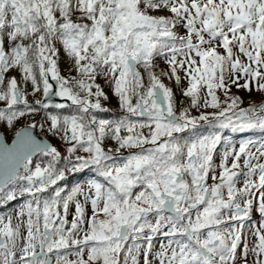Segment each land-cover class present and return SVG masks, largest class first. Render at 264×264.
Here are the masks:
<instances>
[{
  "label": "snow or ice",
  "instance_id": "obj_1",
  "mask_svg": "<svg viewBox=\"0 0 264 264\" xmlns=\"http://www.w3.org/2000/svg\"><path fill=\"white\" fill-rule=\"evenodd\" d=\"M56 41L79 79L59 74ZM158 57L167 64L159 75ZM180 72L190 107L214 111L177 114L161 76L179 85ZM97 77L111 86L123 118L96 115L108 111ZM29 85L41 99L29 103ZM232 86L264 93V0H0V124L12 129L41 116L65 145L62 155L36 139L39 122L15 131L10 145L0 135V207L24 201L15 224L0 215V264H141V257L143 264H237L238 251L240 264H264V142L237 150L220 134L195 135L201 121L264 132V100L241 107ZM52 95L70 101L56 108L75 106L76 114L42 115ZM189 130L194 138L183 143L175 135ZM106 138L116 152H139L117 162ZM85 171L95 176L71 190L62 185ZM254 207L261 221L245 230ZM246 232L256 238L251 246Z\"/></svg>",
  "mask_w": 264,
  "mask_h": 264
},
{
  "label": "rangeland",
  "instance_id": "obj_2",
  "mask_svg": "<svg viewBox=\"0 0 264 264\" xmlns=\"http://www.w3.org/2000/svg\"><path fill=\"white\" fill-rule=\"evenodd\" d=\"M159 14L160 15H164L165 13H159ZM177 32H178V35H181V36L185 35V30L183 28H179L177 30ZM159 60L163 63L162 69L163 70H167V64L165 63V61L163 59H161V58ZM138 70L140 71L141 75L143 76L142 68H139ZM159 74H160V72L158 73V75ZM179 75L181 77V82H180L179 85L174 80H169L168 78L161 76V79H162L163 83L167 87L172 89V91L174 93V101H173V103H174L175 111L177 112V114H179L183 109L187 108V109H189L191 114H195L194 112H201V110H197L195 108H191L189 106V104L191 103L190 98L182 95L181 89L182 88H187L188 84H187V81L184 80V73L180 72ZM241 83H243V81H241ZM231 89H232V91H231L232 94L240 96L245 103L247 102V105H246L247 107L250 105V102H255V103L258 104L262 100H264V93H261V92L255 91V90H253L251 93H249L248 91H245L243 89H238L235 86H232ZM217 91H219V90H217ZM28 93H29V95L27 96V99H28L29 103H32L34 99H41L42 98V96L40 97L39 94H36L35 96L31 95V85L28 86ZM132 102H133V104L136 103L135 97L133 98ZM101 103L104 105L103 107H106V109H108V110H110L108 108V107H110L114 112L112 114H110V115L108 114L109 115L108 118L106 117L107 114L105 112H102V113L101 112H97L96 115L98 116V118H104V119H109V120L115 121V120L123 118L126 115L124 110L119 107L118 98L115 95H113V94H112V98H108L107 100H103L102 99ZM183 106H185V107L183 108ZM52 107H54V106H52ZM67 110H68L69 116H70L72 113L70 112L69 109H67ZM202 110H204V108ZM46 111H47V113L48 112H52V110H49V109L46 110ZM52 114L59 115V113H57V112H53ZM196 114L200 115V113H196ZM140 118L145 119L147 117H140ZM39 119H40V116L24 118V119L21 120V121L25 120L23 122V124L15 123V129L14 130L18 131L21 128L25 127L26 125L30 124V123L39 122ZM135 120H137V118ZM142 121H144V120H142ZM204 123L205 122L201 121L200 125H202ZM36 129H38L39 132H41L47 139L50 140L52 146H56L59 149V151L65 150V145L62 142L55 141L56 138L54 140H52L51 137H49L45 132H43L39 126H37ZM218 130H219L218 132H214V133L220 134L225 139H230L231 143L237 148V150H238V148H239V146L241 144H243L244 142H246L248 140H252V141H256V142H264V140L262 138V135L260 134L258 136L257 131L259 132V129L255 130L256 133H253V130H248V131H245V132H236V133H233L230 129H218ZM9 132H11V131H9V129H7V127H5L4 125L0 124V133H2L5 136L8 144H10L12 142L13 138L15 137V135H14L9 140L8 137H7ZM203 133H204V131H203ZM175 135H177L178 138H182L181 139L182 143L185 140L194 138V134H193V132L191 130L186 131L184 133L175 134ZM195 135H202V131H200L199 133L196 132ZM203 135H211V134L206 133V134H203ZM239 135H245V136L244 137L243 136L242 137H237ZM149 146L152 147V145H145V147H149ZM104 147L107 148L106 150L115 151V149L117 148V145L113 144V147H108L107 145H105ZM223 148H224V145L222 143L221 145H219L217 147V149H216V151L214 153L213 163H214V166H216V168H217L216 174H218L219 171H220L219 165L221 164V156H222V153H223ZM137 152H139V149H121L119 152H116V153H118V156H122L121 159L118 160V162H122V161L126 160L130 155H132L134 153H137ZM78 154H83V153H78ZM242 160H243V158H242ZM36 163H39V160L33 162V164H36ZM228 163L230 165L231 164V160H229ZM81 175H83V176H80L78 179L82 180L81 182H83V181H86L88 179L93 178L95 176V173L93 171H85V172L81 173ZM211 175L212 174L210 173L209 174V179H208V184H212L213 183V181L211 180ZM96 178L97 179H101V181H102V178H99V177H96ZM185 178L190 181V177L186 176ZM78 182L79 181H77V183ZM102 182H104V181H102ZM77 183H74L72 186H70L69 190H71V188ZM241 186H242V184H237V187H241ZM137 187L139 188V186H137ZM138 191H140V189L139 190L136 189V191H135V188H134L133 189V194L135 195ZM22 204H23V202H12V203L8 204L5 207V209H3L0 212V215H4L5 217H7L8 215H11L13 217V224H15L16 223V220H15L16 210ZM74 211H75L74 206L70 207V211H69V215L70 216L68 215L69 216V218H68L69 222L73 219ZM87 215L88 216L92 215V210H91L90 205L87 207ZM260 221H261V216H260L259 212L254 207V209H253V211L251 213L250 219L245 221V230H247L249 226H258ZM242 240H246L248 245L251 246L252 243L256 240V238L254 236H252L250 232H246V234L242 236ZM156 247H157V250H158V248H159V240L156 241ZM242 247H243V244L241 245V248ZM121 256H123V253L121 254ZM239 256H240V252L238 251L237 252V257H238L237 264H240ZM73 257H75L74 253L69 256L70 259H73ZM85 258H86V256H85ZM249 259L251 260V257H249ZM141 264H143V258L142 257H141Z\"/></svg>",
  "mask_w": 264,
  "mask_h": 264
},
{
  "label": "trees",
  "instance_id": "obj_3",
  "mask_svg": "<svg viewBox=\"0 0 264 264\" xmlns=\"http://www.w3.org/2000/svg\"><path fill=\"white\" fill-rule=\"evenodd\" d=\"M73 19L74 20H78L79 18L78 17H76V16H74L73 17ZM84 22H87V21H84ZM55 46L57 47V49H59V55H58V57H56V59H57V62H58V66H59V74L61 75V76H64V77H66V78H70V77H72V76H76L78 79H79V77H78V75H77V73L75 72V71H69V68H70V65H71V60H70V58L66 55V53H65V50H64V48H63V46H62V44H61V42L60 41H56L55 42ZM160 58L158 57V58H156V60L154 61V64L156 65V68H155V71H156V73H157V75H158V73L159 72H161V69H162V66H163V63L159 60ZM160 61V62H159ZM142 70H143V77H144V82H145V86H147L146 84H148V74H147V72L142 68ZM163 70V69H162ZM13 75H17V73H15V72H13L12 73ZM18 78H19V76H18ZM96 83H98L103 89H104V91H105V93L107 94V96H108V98H112V94L114 95V93H112L113 91H112V88H111V86L108 84V82L105 80V79H103V78H100V77H97V80H96ZM231 91H232V89H231ZM232 93V92H231ZM219 97H220V100L221 101H223V99H224V95H223V92L221 91V90H219V91H217V93H216ZM40 95V97H41V94H39ZM191 105V103L189 104V106ZM247 102L245 103L244 101H243V103L240 105L241 107H244V108H246L247 106ZM0 107H3V104H0ZM20 107H23L22 105H20ZM185 106H183V108H184ZM110 110H108L107 112H106V114H107V118H108V116L110 115V114H112L114 111L110 108V107H108ZM68 108L66 107L63 111H61V113H59V115H63V116H69V112H68V110H67ZM203 108H201V109H199V110H201V112H212V111H214V109H212V108H207V109H204V110H202ZM201 112H194L195 114H191L192 116H198L196 113H200L201 114ZM48 113H47V111L45 112V113H43L42 115H47ZM109 114V115H108ZM137 118V120H139V121H141V122H143L142 120H146L147 118H145V119H142V118H138V117H133V119H136ZM22 119H20L19 121H17V122H15V123H18V124H23V122L25 121V120H23V121H21ZM21 121V122H20ZM39 124H41V125H43V128H41V130L43 131V132H45L49 137H51V139L52 140H54L55 138V141H59V142H61V140L59 139V138H57V137H53L52 136V134H51V132L48 130V128H49V125H48V123H46L45 121H44V119H42V117L40 116V119H39ZM203 128V131H204V133H202V135L203 134H206V133H208V134H213L214 132H218L219 130L218 129H216V128H213V127H210L207 123H204V124H202V125H200L199 127H198V129H197V133H199L200 131L199 130H201ZM7 129H9V128H7ZM15 127L14 128H12V129H9V131H11V132H9V134H8V139L10 140L13 136H14V132H15ZM256 130V129H255ZM255 130H253V133H256L255 132ZM144 132H145V134H147V132H148V129H144ZM257 133H258V136L261 134L262 135V133L260 132V130H259V132L257 131ZM127 133H125V132H123L122 133V135H126ZM6 135V134H5ZM251 135V134H250ZM244 137L245 135H239V136H237V137ZM112 144H116V142L113 140V143ZM150 147V146H149ZM61 153H62V155L63 154H65V150H63V151H60ZM37 160H39V163H41V160L40 159H37V158H34V160H33V162H35V161H37ZM46 162V161H45ZM63 163V162H62ZM80 176H83V175H81V174H79L76 178H69V179H66L65 181H63L62 182V185H64V186H66L68 189L70 188V186H72L74 183H77V181H79V182H81L82 180H79L78 178L80 177ZM78 179V180H77ZM136 189L137 190H141V187L139 186V188L138 187H136L135 188V191H136ZM14 202H24L23 201V198H21V199H18V200H16V201H14ZM3 209H5V207H0V212L3 210ZM70 216V215H69ZM69 216L67 217V218H69ZM70 251L71 252H75V249H74V247L72 248V249H70ZM73 259H75V257H73Z\"/></svg>",
  "mask_w": 264,
  "mask_h": 264
},
{
  "label": "water",
  "instance_id": "obj_4",
  "mask_svg": "<svg viewBox=\"0 0 264 264\" xmlns=\"http://www.w3.org/2000/svg\"><path fill=\"white\" fill-rule=\"evenodd\" d=\"M50 83L53 84V91L56 92V91H57V88H58V85L56 84L55 81H51V80H50ZM48 102L50 103L51 106H54V107H55L56 104H61V103L64 102V100H62L58 95H52L51 98H50V100H49ZM32 132H33V136H34L36 139H38V140L41 141L42 143H45V144H49V143H50V145H51L50 140L47 139V138H46L41 132H39L38 129L34 128V129L32 130ZM0 135L3 136V138H4V142H5L6 144H8V142H7L6 138H5V136H4L2 133H0ZM14 139H15V137L13 138V140H14ZM13 140H12V142H13ZM12 142H11L10 144H12ZM10 144H9V145H10Z\"/></svg>",
  "mask_w": 264,
  "mask_h": 264
},
{
  "label": "flooded vegetation",
  "instance_id": "obj_5",
  "mask_svg": "<svg viewBox=\"0 0 264 264\" xmlns=\"http://www.w3.org/2000/svg\"><path fill=\"white\" fill-rule=\"evenodd\" d=\"M59 90V87L57 88V91ZM62 100H64V102L63 103H61V104H65V105H69L70 104V101H68L66 98H62V97H60ZM104 105L102 104V107H103ZM69 110H70V112L72 113L71 115H75L76 114V108H75V106H72V107H67ZM103 108H105L106 109V107H103ZM65 109V108H64ZM64 109H58V108H55V107H50L49 108V110H52V112L51 113H53V112H57V113H60L61 111H63ZM102 113V112H101ZM106 113V112H105ZM199 131H202V133H203V129H201V130H199ZM261 133H262V138H263V140H264V132H262V131H260ZM113 140H111V139H105V141H104V146L105 145H107L108 147H113ZM105 149H107V148H105ZM111 154H113L114 155V157H115V159H116V161L118 162V160H120L121 159V157L122 156H118V153H116L115 151H113L112 150V152H111ZM264 160H262L261 162H263ZM217 175H219V173L217 174Z\"/></svg>",
  "mask_w": 264,
  "mask_h": 264
}]
</instances>
